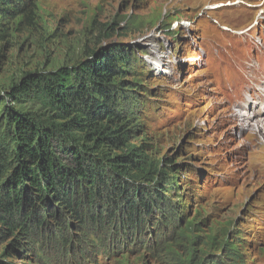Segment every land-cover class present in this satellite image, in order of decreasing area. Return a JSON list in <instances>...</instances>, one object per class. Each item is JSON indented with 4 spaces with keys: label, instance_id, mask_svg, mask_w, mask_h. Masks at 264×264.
<instances>
[{
    "label": "rangeland",
    "instance_id": "rangeland-1",
    "mask_svg": "<svg viewBox=\"0 0 264 264\" xmlns=\"http://www.w3.org/2000/svg\"><path fill=\"white\" fill-rule=\"evenodd\" d=\"M105 55L129 132L95 154L140 148L156 168L146 184L164 198L134 231L102 200V217L80 222L47 198L25 208L27 230L0 224V261L264 264V130L241 117L249 103L264 119V0H0V129L8 112L60 122L16 91L28 73ZM135 174L125 178L145 183Z\"/></svg>",
    "mask_w": 264,
    "mask_h": 264
},
{
    "label": "trees",
    "instance_id": "trees-1",
    "mask_svg": "<svg viewBox=\"0 0 264 264\" xmlns=\"http://www.w3.org/2000/svg\"><path fill=\"white\" fill-rule=\"evenodd\" d=\"M119 73L115 56L105 55L77 67L28 73L17 86V92L28 93L60 122L48 125L28 114L8 112L0 129V224L4 229L27 230L25 208L45 205L50 198L80 222H85L84 214L91 222L100 219L102 214L93 204L102 200L110 204L104 210L109 217L118 209L121 225L134 231L140 213L150 214L158 196L164 198L152 194L146 184L156 168L140 148L131 147L122 155L95 154L103 144L127 142L125 115L115 108L120 85L114 79ZM75 133H82L81 138ZM132 170L145 183L127 180L134 179L127 176ZM114 198L122 203L116 204ZM35 218L41 220L38 214Z\"/></svg>",
    "mask_w": 264,
    "mask_h": 264
},
{
    "label": "bare ground",
    "instance_id": "bare-ground-1",
    "mask_svg": "<svg viewBox=\"0 0 264 264\" xmlns=\"http://www.w3.org/2000/svg\"><path fill=\"white\" fill-rule=\"evenodd\" d=\"M259 102H261V103H259V104H261L260 105V109H261V111H263L264 110V98H261V99H259ZM258 104V105H259ZM253 107V105L252 104H246L245 106H244V108H243V110H242V112H241V117L243 118L242 120H243V122L246 124H252L251 126H255V123H256V125L258 126L259 125V130H264V119H259V120H257L256 119V116H257V113L255 112L254 114H252L251 112L249 113L248 111H247V109L249 108H252ZM240 116V115H239ZM240 117V118H241ZM253 122H254V124H253ZM243 123V124H244ZM262 124V125H261Z\"/></svg>",
    "mask_w": 264,
    "mask_h": 264
}]
</instances>
